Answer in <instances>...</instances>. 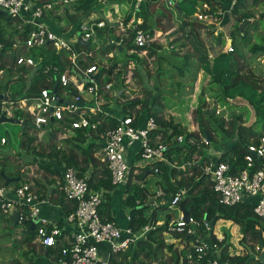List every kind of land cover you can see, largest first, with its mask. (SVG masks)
I'll use <instances>...</instances> for the list:
<instances>
[{
    "label": "trees",
    "instance_id": "1",
    "mask_svg": "<svg viewBox=\"0 0 264 264\" xmlns=\"http://www.w3.org/2000/svg\"><path fill=\"white\" fill-rule=\"evenodd\" d=\"M110 1L116 2L114 0H105V2L97 0H79L77 3L65 6L62 13L68 16L70 24H72V26L74 25V30L70 32V35L77 32L76 29L82 20L87 19L95 11L100 12V18L104 19L103 17H106L104 15L105 8H108V3ZM225 1L226 0H178L179 19L181 20L180 25L178 24L176 29H172L173 25L171 24L170 16H168V21L164 30H171L169 34L173 33L175 30L176 32H181L180 38L176 37L175 40H183L184 37L193 47L194 53H197L194 55L197 56L198 59L196 60L200 63L201 69L210 77L209 84L218 86V89L214 90L212 93L214 100L226 107L227 111L229 110V118L226 119L223 115L216 116L213 107V109L208 112L206 119H198V130L189 132L180 128L173 119H164L156 108L152 106V103L149 104L145 101L143 108H146V110L144 111L145 115L143 117H153L158 125L154 134L160 135L161 139L165 142H168L170 137L182 135L183 141L178 143L176 139L173 140L171 144H169L170 147L166 153L167 161H154L149 163L141 173L134 176L136 178L134 183L131 181L134 168L130 169V175L125 185L127 195L123 200V204L129 208L130 220L128 221V225L137 232L146 224L158 222L160 219L155 215L157 210L166 209L168 207L167 204L170 202L175 192L183 188L184 193L179 203L182 210H189L190 216L197 220L202 217L208 221L215 219V224L217 220L223 218L224 220L236 224L241 234V239L239 240L240 244L245 250L249 247L253 253L256 246H259L260 251L262 249L264 250V218L257 217L253 212L256 199L248 198L243 202L231 206L218 203L216 192L201 170L204 161L207 160L205 151L202 147L208 146L200 143L202 137H205L207 140L209 139L210 142H216L214 134L219 133L222 135L221 137L225 139H233L228 149L222 152L218 160L227 161L231 166V170L236 171L241 169L244 165L243 156L246 153L247 144L251 141L257 142L258 138L264 135V79L258 78L254 74L251 75L250 71H246V73L242 72V68H245L247 64V59L241 51V44H248V55L251 59H254L258 52H260V55L264 54V44H258L254 41L250 42V37L248 36L249 31H256L260 23L258 22L257 24V20L251 21V18L254 16L252 12L247 11L241 13L240 11L245 3L250 6H257L258 4L264 3V0H236L232 5L231 2L233 0H228V3L230 2L229 5H231L230 12L235 16V23L230 32L232 51H222L210 61L207 51L205 50V45L200 40L198 33V29L204 25L205 21L198 19L197 14H211L212 18L217 22L221 19V9L225 7ZM143 4L142 1L140 3V9L142 8L141 14L144 20L139 27L153 32L154 29L158 28L156 24L159 19H162L163 11L158 13L157 19L155 20V18L145 10ZM203 4H206L207 7H204ZM180 11H182V14ZM185 15L190 18L187 19ZM137 16L139 15L137 14ZM259 17V20L264 18V10L260 13ZM241 23L247 24H244L240 31L239 24ZM30 29V25L20 22L14 23L8 15L5 16L0 14V41L4 44L0 73L3 71H18L15 81H0V94L9 92V97L11 98L33 96L40 93L41 89L44 87H48L52 90L55 83L59 82L60 74L65 70L66 65L67 67L69 66V73L73 74L71 62L67 57V51H57L48 44L43 47L32 48H26L24 46L23 41L26 39ZM97 32L100 34L101 31L98 30ZM131 37L132 35L128 38H124L120 46H106L101 50L102 54L107 56L115 49L118 56L119 53L126 51L125 60L122 63L124 68L127 67V64L132 59L137 67L138 63L136 62V56L142 50H146L147 55L152 56L162 47L161 45H156V48L153 46L139 48L132 44ZM243 38L244 40L246 39V42L243 41ZM180 46H185V42L183 41L180 43ZM72 48L77 52L85 47L76 42L72 45ZM177 52L178 51L173 48L170 50V54L173 53L175 54L174 56L179 54H177ZM18 55L30 56L35 63L32 66L17 67L15 60ZM190 57L191 55L188 53L185 54L183 56L184 61L182 65L176 66L178 73L182 76L185 74L182 68H186L189 65L188 58ZM108 60L112 63L109 66H101L100 73H104L108 77L114 75L115 78L118 80L122 79L123 81L124 78L121 76V71H115L117 67L114 62L117 61L116 57H109ZM7 62L10 64H7ZM94 63L95 61L92 56H86L84 60H79L81 68ZM1 79L2 78H0V80ZM55 93L59 97L62 94L65 99H69L74 94H77L78 90L72 83H69L66 87L58 83ZM240 102H243V104ZM121 104V115L133 114V108L131 107L134 104L132 101ZM203 104L204 99L201 97L195 109V117H200L202 114ZM235 110H238V112L236 113ZM244 115H248L250 119L252 117L254 124L245 122L243 118ZM16 117L24 120V125L20 126L23 130V135L25 134L24 131L30 132L32 125L29 117L19 112L16 113ZM138 119L139 122L144 120L140 117ZM90 120L91 122H98L96 128L75 129L74 137L68 140V142H70L68 150L56 149L55 145V147L50 146L53 150L44 153L43 147L36 149V147H39L35 137L36 132L28 134L26 138L20 142L19 146L22 152H18L15 159H13V161L17 163L11 166L7 174L3 172V165L0 163V166H2L0 167V186H4V176L18 178L17 180L9 182L8 186L16 187L20 183L29 182V179L25 178L26 172H24V170L22 171V169L23 166L34 163L32 155H35L38 159V167L44 172V180L35 179L33 184L35 182L38 187L33 188L37 190V192H42L43 194V189L40 188L39 185H41V187L45 186L42 183L43 181L48 182L50 185L52 180L50 181L49 178L59 175V170L51 165V159H56L57 165L66 164L68 166H75L79 169L81 174L87 170L90 164L97 165L99 162L95 158L94 153L100 146L98 142L100 134L107 126H115L117 124V117L114 115H104V113L99 112ZM64 124L68 126V121L66 120ZM255 125L260 130H256L254 128ZM58 132V130L48 131L47 135L49 136V140L52 141L55 137L57 138ZM191 139L194 140V143L190 142ZM53 142H55V140H53ZM4 147H8V143H6ZM194 155L200 157L196 162L193 159ZM45 157L48 158V160L43 159ZM181 164H185L184 169L176 167ZM261 166H264V157L255 158V168ZM101 167L102 171L98 175L96 172H92L88 180L89 185L93 188L115 187V185L111 184L108 170L104 168L103 165ZM155 168L157 169L155 175H160L161 181H157V188L154 191H150L144 185L139 184L138 181L146 174L147 170L154 172L153 170ZM1 172H3L4 175ZM54 191L56 190L53 189L52 192ZM158 192H160V195L157 196L156 201L146 205L148 198L156 195ZM57 194L58 192H56L55 199L57 198ZM60 201L63 203L64 200L61 199ZM160 201L165 202L161 204ZM108 205L109 202L106 201L103 208H101L103 210L101 211L100 209L99 211L100 213L105 212L104 216L110 219L111 216L106 214L108 213ZM64 206H68L69 208V203L66 202ZM151 206L154 207L153 210L151 213H147V210L150 209ZM68 212L69 211L66 212V215ZM7 218V216L0 212V223H6L7 229L9 231L13 230L16 225L11 228ZM169 220L170 218L168 216L165 217L160 224H157L155 229L149 230L143 237L130 243L124 251L112 255V262L114 264H153L154 262H157V264H191L193 262L196 264H204L203 262L208 258L207 256L199 260L195 253L192 252L191 258L188 259L186 257L188 246L178 250L174 247L173 243L165 242L164 237H162L164 234H168L173 238H178L181 235L177 232L167 233ZM18 224H21L23 227V229L19 231L21 239L18 240V243L14 241L15 244L13 247L14 250L19 246L25 248L20 255L24 258L26 264H34L33 256H41L55 262L58 261V245L52 249L50 247L45 248L35 243L33 241L35 231L30 228V225L27 222ZM57 224L63 229L64 221L63 223L58 222ZM207 232L209 233V238L207 239L212 243H216L220 248L219 258L228 261V264H251V262L262 264L258 259H250V253L246 252L247 250L245 251L246 253L243 254L230 252L229 247H231L232 244L228 240L229 233L227 231L223 233L221 239L217 238L213 227ZM259 234L261 237H259ZM185 237L189 241L192 239L190 236ZM260 240H262V245L260 244ZM165 250L171 253L169 262L159 257ZM209 258H211V255H209ZM11 264L24 263L19 260H13Z\"/></svg>",
    "mask_w": 264,
    "mask_h": 264
},
{
    "label": "built area",
    "instance_id": "2",
    "mask_svg": "<svg viewBox=\"0 0 264 264\" xmlns=\"http://www.w3.org/2000/svg\"><path fill=\"white\" fill-rule=\"evenodd\" d=\"M78 1L0 0V11H5L14 23L20 22L30 25L31 29L23 41L26 48L43 47L48 44L57 51L68 52L67 57L71 62L73 74L69 73V66L66 65L65 70L60 74L59 82L55 83L52 90L44 87L36 95L17 98L9 97V92L0 94V116L24 122V120L16 117L17 112L23 113L29 117L32 125L31 130L36 134H39L40 131L47 133L58 130L55 141L72 139L75 135V129H95L98 122H91L90 119L99 112L104 113V115H111L110 112L107 113L104 110L105 106H103L101 97L105 91L111 90L114 77L100 73L101 66L98 65V62L81 68L79 60H84L86 56H91V54L88 52L90 48L87 52L83 49L74 51L72 45L78 42L77 38L90 42V46L92 39L103 41L104 47L102 48L120 46L122 40L130 37V35H132V44L139 48L155 46L158 42L163 41L161 30L149 32L139 27L143 22L139 16L129 20L125 18L112 20L103 16L104 19L99 17L94 19L91 14L87 19L82 20L76 29L77 32L72 35L70 33H55L41 22L47 13L55 14L61 8ZM97 1L105 2V0ZM139 1L135 5V13L139 12ZM159 1L164 9L173 11L178 0ZM235 1L233 0L232 4ZM203 6L207 7L206 4ZM197 18L215 22L211 14H197ZM98 30L101 31L100 34L97 32ZM164 48L173 47L168 45ZM226 50L232 51V46L228 45ZM3 51L4 44L0 41V64L2 63ZM141 52L145 53L146 50ZM112 56V52L107 55L108 58ZM34 63L33 58L26 55H18L15 60L17 67L32 66ZM84 75L88 76L87 82L82 81ZM70 76H74L72 81ZM58 83L64 87L72 83L78 93L69 99H65L62 94L59 97L55 93ZM60 99L68 100L70 103H59ZM214 109L215 114H220L218 108ZM116 117L117 124L112 127L107 126L98 140L101 147L99 160L103 167L108 170L111 184L115 186L126 184L128 181L130 165L127 162V155L133 147H137L136 157L142 162L140 172L136 169L137 166H134L133 173L138 175L151 162L167 161L166 153L173 140L176 139L178 143L183 141L182 135L170 137V140L165 142L160 135L154 134L158 125L151 116L146 117L141 122L135 113ZM66 120L68 126L64 124ZM8 141V136H0V147ZM190 142L194 143V140L191 139ZM209 142L210 140L205 139V137L200 140V143L205 144V146H209ZM56 149H60V147L57 146ZM205 154L208 158L204 161L201 170L216 192L218 203L231 206L248 198H255L253 212L257 217L264 218V166L255 168V158L264 157V135H261L257 142L251 141L247 144L246 153L243 156L244 165L236 171L231 170L227 161L218 160L220 156L217 157L212 151L206 149ZM199 158L197 155L193 156L195 162ZM43 159L48 160L46 157ZM54 162H57L56 159ZM184 165L181 164L176 167L184 169ZM52 166L59 170V175L49 179L53 182V189L58 192L57 198L62 195L64 200L69 203V212L64 215L63 219V229L57 223H53L41 215L42 205L50 203V198L41 192H37L29 180V182L20 183L16 187L0 186V212L8 217L17 210V223L34 224L32 230L35 231L33 240L35 243L52 249L58 245L60 256L58 255L57 264H114L111 260L112 255L124 251L130 243L143 237L149 230L155 229L157 224L161 223L146 224L137 232L129 225L119 226L115 220L101 215L99 210L103 203V191L106 188H93L89 185L88 180L91 173L88 172V168L81 174L75 166L54 163ZM153 171L150 173L155 174L157 169L155 168ZM183 193V188L178 189L168 203V208L177 207ZM177 216L174 220L169 221L167 233H180V240L185 236L192 238L188 243V252L186 253L188 259L191 258L193 252L199 260L208 257L204 260V264H228V261L219 258V246L210 242L203 235L204 231L209 230L208 220L204 217L197 220L189 216L186 221L182 211ZM129 220L128 211L127 221ZM254 253H260L259 246L255 247Z\"/></svg>",
    "mask_w": 264,
    "mask_h": 264
},
{
    "label": "rangeland",
    "instance_id": "3",
    "mask_svg": "<svg viewBox=\"0 0 264 264\" xmlns=\"http://www.w3.org/2000/svg\"><path fill=\"white\" fill-rule=\"evenodd\" d=\"M120 1L125 0H117V2ZM114 4L115 3H112V1H110L109 5ZM125 4L126 6H129L130 1L126 0ZM60 10H64V8H61ZM107 10L108 8H105L104 15L107 14ZM169 12L177 14V16L179 17L177 10ZM258 15L260 14L258 13ZM168 16V12L166 10H163L162 19H159L158 23L156 24L158 28L155 30H161V32L163 33V36L161 37L163 41L158 42L157 44L162 46L161 49H158L157 52L152 56L147 55V53L144 54L143 52H141L143 53L142 55L138 54L136 56V62L138 63L140 68L135 66L133 59L130 60L127 64V67L124 68L122 63L125 60L126 51H124L123 53H119L117 56L115 49L112 50V55L117 59V61H114L117 65L115 71H121V76L124 78V80H118L113 75V86L111 90L105 91L101 97L103 106H107V108L115 116H118L121 115V103L132 101V103L134 104L131 107L133 108L132 112L135 113L138 118L140 117L144 119L145 117L143 116L145 115L144 111L146 110V108H143V105L146 101L149 104L152 103V106L156 108V110L164 119H173V121L177 123L180 128L185 129L189 132L198 130V119H206L208 112H210L213 107L218 108V111H220V114H215L216 116L223 115L224 118L228 119L229 110L227 111L226 107L217 103L214 100L212 94L214 90L218 89V86L209 84L208 74L205 73L202 69L199 70L200 65L198 64V60L196 61L195 59V55L192 50L193 47L183 36V40H175L176 37L180 38V33L176 32V30L171 34L168 33L169 31L164 30V27L168 21ZM91 17H93L94 19H97L98 17L100 18V12H93ZM258 22L259 20L257 21V24ZM260 25L261 27H259ZM263 27L264 20H260V24H258L257 30H252L249 32L250 41L257 42L258 44H264ZM67 38L69 39V37ZM183 41L185 42V46L181 47L180 43H182ZM243 41L246 42V39L244 40L243 38ZM168 45H171L173 49L178 51L177 54H179L176 56H174L175 54L173 53L170 54V50L172 48H164V46ZM102 47H104L103 41L92 39L90 50L88 51V49L86 48H84L83 50H85L86 52H90L93 60L95 62H98L99 66H109L112 62L108 60L107 56L102 54ZM153 47L156 48L157 46ZM243 51V54H245V58L247 59V64L245 68H242V72L246 73V71H250L251 75L254 74L256 77L264 79V55H260V52H258L256 53L255 58L251 59L248 55V46L244 48ZM187 53L191 55V57L188 58L189 65L186 68H182V71H184L185 73L184 76H182L178 73L176 66L182 65L184 61L183 56ZM7 64L10 63L7 62ZM17 74L18 71L15 72V70H13L12 72L3 71L2 73H0V78H2L0 81H15L17 79ZM70 77L72 81V77L74 76ZM82 81L87 82L88 76L84 75ZM201 97H203L204 99L203 111L200 117H195V109L197 108ZM235 112L237 113L238 110H235ZM243 118L245 122L254 124L252 117L250 119L248 115H244ZM254 128L256 130H260L258 127H256V125L254 126ZM32 132V130L30 132L24 131L25 134L23 135V130L20 125L10 122L0 123V136L8 135L11 141L10 147H4V145L0 147V163L1 165H3V172L7 174L11 166L14 163H17L13 161V159H15L18 152H22V149L19 146L20 142L21 140L26 138L28 134H32ZM47 134L48 133L44 131H40L39 134H35L37 145L39 146L36 147V149L43 147L44 153H48L50 150H53V148H50V146L55 147V145L60 147V149H68L70 145V142H68L69 138L67 140L58 139V141L53 142V140H56V137L51 141L49 140V136ZM221 136L222 135L219 133L215 134L216 142L212 141L210 142V145L208 147H203L205 153L206 149L210 151L215 149L214 151L216 153H222L223 151L228 149L233 139L228 140ZM32 159L34 160V163L31 165H25L22 169V171L24 170V172H26L25 178L29 179L31 184H33L32 178L43 177L44 175L43 170L38 167V159L35 157V155H32ZM129 161L134 166H137L136 169L140 172V166L142 165L141 160L138 158H129ZM50 163L51 165L53 163L56 164V162H54V159H51ZM134 180L135 179H132V181ZM157 181H161L160 175L157 176L155 174H145L139 180V183L144 185L149 190L151 189V191H154L158 186L156 185ZM116 203L117 205H120L119 201H116ZM15 225L16 227L10 231L7 228L0 227V264H11V261L13 260H19L20 262L26 264V261L20 255L22 250H25V248L23 246H19L14 250L13 247L15 242L18 243V240L21 239L19 231L23 229L21 224L16 223ZM0 226H3V224H0ZM213 230L215 231L216 236L219 239L223 237L224 232L227 231L229 233L228 240L232 244V246L229 247L230 252L240 254L248 252V249L246 248V251L240 244L239 240L241 239V234L239 227L236 224L221 218L215 222ZM208 234L209 233L207 231L203 232V235L207 238H209ZM162 237L164 236L162 235ZM169 239L170 238H168V240ZM168 256L169 255H166L165 252H162L159 257L164 258L166 259L165 261L169 262L170 257ZM255 263L256 262H251V264Z\"/></svg>",
    "mask_w": 264,
    "mask_h": 264
},
{
    "label": "crops",
    "instance_id": "4",
    "mask_svg": "<svg viewBox=\"0 0 264 264\" xmlns=\"http://www.w3.org/2000/svg\"><path fill=\"white\" fill-rule=\"evenodd\" d=\"M39 1H42V0H39ZM125 1L117 2V0H116V2H112V3H115L114 5H109L110 4V2H109L108 3V10L106 12L107 14L105 16L107 18L115 20L117 18L130 19L132 17H137V14H138L139 17L142 20H144L143 15L141 14L142 8L140 9V11L138 13H135L136 12L135 11V5H136V2H138V0H129L130 1L129 6H126ZM142 1L144 3L143 5H144L145 10H147V12L153 18L157 19V13H159L160 11L166 10V9H164L162 3L159 0H140L139 2L141 3ZM229 3H228V0L225 1V7L221 9V13H222L221 19H219L217 22H210V21L204 22V25L198 29L199 38L203 42V44L205 45V50L207 51L208 59L210 61H212L214 59V57H216L220 52H222V51L225 52L226 47L228 46V41L229 40L231 41L230 32L233 29V26L235 23V16L233 14H231V12H230V7L232 5V2H231V5H229ZM263 10H264V3L258 4L257 6H250L247 3H245L240 11H241V13L247 12V11L252 12L254 14V16H253V18H251V21H253V20L258 21L259 20L258 13L260 14L261 12H263ZM62 11L63 10H60L59 12H56L55 14H53L51 12L47 13L43 17L41 22L45 26H47L51 30H53L55 33L69 34L71 31L74 30V25L72 26V24H70V21L68 20V16H66L64 13H62ZM168 14H170L169 15L170 21H171V24L173 25L172 29H176L178 24L180 25L181 20L179 19L177 14H173L170 12H168ZM262 20H264V18ZM259 23H260V20H259ZM245 24H247V23H245ZM259 27H261V25ZM263 29H264V27H263ZM170 31L171 30H169V32ZM250 31H252V30H250ZM180 35H181V32H180ZM248 36L250 37L249 34H248ZM241 46H242L241 51L244 52L243 49L246 48L248 46V44H241ZM192 50L194 53V49H192ZM142 54L143 53H140V55H142ZM194 54L196 55L197 53H194ZM195 59H198L197 56H195ZM198 64L200 65L199 62H198ZM137 67L140 68L139 65ZM199 70H201V66H199ZM199 70H198V72H199ZM199 78H200V75H199ZM209 79H210V77H209ZM237 102H239V101H237ZM240 103L243 104V102H240ZM104 110L107 111V113L110 112L109 114L114 115L107 108V106L104 107ZM8 139H9V136H8ZM9 142H10V145L8 144V147L11 146L10 139H9ZM100 149H101V147L99 146V148L94 153V156L99 163L97 165L96 164L95 165L90 164L88 166V172L91 174H92V172H96L98 175L102 171V167H101L102 164L100 163L101 161L99 160ZM214 150L215 149H213L212 152L214 153V155H217V157L222 154L219 152L216 153ZM136 151H137V147H133L132 149H130L129 154L127 155V162L130 165V169L134 168V165L129 161V158H133V159L137 158L136 157ZM206 157H207V155H206ZM146 174L149 175L151 173L147 172ZM129 175H130V170H129L128 178H129ZM134 176L135 175L132 171L131 181H132V179H136ZM32 179H33V181L35 179L44 180V177H36V178H32ZM134 182H135V180L132 181V183H134ZM42 183L45 186L41 187V185H39L40 188L43 189L44 194L42 192L41 193L43 195L49 196L50 203L42 205L41 215L46 217L49 221H51L53 223H58V222L63 223L64 215L66 214L67 211H69L68 206H64L66 203V201L64 200V197L59 196L57 199L54 198L56 196V191L52 192V190L54 188L52 181H51L50 185L46 181H43ZM138 183H139V181H138ZM126 184H123L120 186H115L113 188H106L105 187L106 189H105V191H103V203L100 207V209L103 208L104 203L106 201H108L109 207L107 210L108 213H106V214L111 216L110 219L115 220L119 224V226H121V227H125L126 225H128L127 215H128V211H129L128 209L129 208H127L123 204V200L127 195L126 186H125ZM33 187L37 188L38 185H36L34 182ZM8 188H10V187H8ZM150 191H151V189H150ZM107 195H108V197H107ZM61 199L64 200L63 203L60 201ZM116 201H119L120 205H117ZM164 202L165 201H160L161 204ZM153 206H151V208L147 210V213H151V211L154 208ZM102 210L103 209H101V211ZM181 211H183L181 208V205L178 204L177 207H172V208L167 207L164 210L158 209L157 212L155 213V215L158 217V219H160L158 222H162V220L165 219V217H167V216L170 218L169 221H171V220H174L176 217H178L177 215H179V213ZM104 213H101V215H103V217H106V216H104ZM0 224H3V226H0L1 228H7L6 223L1 222ZM163 236H164L166 243H173L174 247L178 250H181L182 247L188 246L189 240H187L186 237H184L182 240H180V238H179L180 236L178 238H173L170 235L167 236V234H164ZM168 238H170V239L168 240ZM101 249H102V247H101ZM165 254L169 255L168 257H170V255H171V253H169L167 250H165ZM164 260H166V259H164ZM33 263L34 264H57V262H55L49 258H45V257H41V256H33ZM153 264H157V262H154ZM191 264H196V263L193 262Z\"/></svg>",
    "mask_w": 264,
    "mask_h": 264
},
{
    "label": "water",
    "instance_id": "5",
    "mask_svg": "<svg viewBox=\"0 0 264 264\" xmlns=\"http://www.w3.org/2000/svg\"><path fill=\"white\" fill-rule=\"evenodd\" d=\"M175 8L177 9V11H179V5H178V3L175 4ZM180 13L182 14V11H180ZM0 14H3V15H5V16L7 15V13H6L5 11H0ZM185 17H186L187 19L190 18V17L187 16V15H185ZM243 24H244V23L239 24V30H240V31H241L242 28H243ZM77 41H78L79 44L83 45L85 48H87V49L90 48V42L82 41L80 38H77ZM230 44H231V41L229 40V41H228V45H230ZM111 45H113V43H111ZM0 98H1V95H0ZM54 103H55V102H54ZM59 103L68 104V103H70V101H68V100L63 101V100L60 99V100H59ZM2 122H10V123L18 124V125H20V126L24 125V122H20L18 119H13V118H8V117L0 116V123H2ZM8 144L10 145V142H9V141H8ZM147 172H148V171H147ZM147 172H146V173H147ZM1 173H2V172H1ZM2 174H3V173H2ZM4 179H5V181H4V186H7L9 182H12V181H14V180H17L18 178H14V177H6V176H4ZM159 195H160V192H158V193H157L156 195H154V196L149 197L148 200H147V202H146V205H148L149 203H153V202H155L157 196H159ZM183 215H184V219L187 221L188 218H189V216H190V211H189V210H187V211H183ZM17 219H18V211L15 210V211H13V212L8 216V220H9V222H10V227H11V228H13V226L17 223ZM214 220H215V219H212L211 221H209V230L212 229L213 224H214ZM30 228H31V229L34 228V224H33V223H31ZM259 237H261L260 234H259ZM260 244H261V245L263 244V243H262V240H260ZM247 249H248V252L250 253V256H249L250 259H258L262 264H264V250H263V249L260 251L259 254L252 253V252H251V249H250L249 247H247Z\"/></svg>",
    "mask_w": 264,
    "mask_h": 264
},
{
    "label": "clouds",
    "instance_id": "6",
    "mask_svg": "<svg viewBox=\"0 0 264 264\" xmlns=\"http://www.w3.org/2000/svg\"><path fill=\"white\" fill-rule=\"evenodd\" d=\"M175 10H177L176 8H175ZM168 11V10H167ZM169 12V11H168ZM178 14H179V12H177ZM180 15V14H179ZM205 22H207V21H205ZM154 31H155V29H154ZM156 46V45H155ZM227 51V50H226ZM209 140V139H208ZM148 172H151V171H149V170H147ZM152 174V173H151ZM184 211V210H183ZM182 211V212H183ZM255 254H257V253H255ZM259 254V253H258Z\"/></svg>",
    "mask_w": 264,
    "mask_h": 264
}]
</instances>
